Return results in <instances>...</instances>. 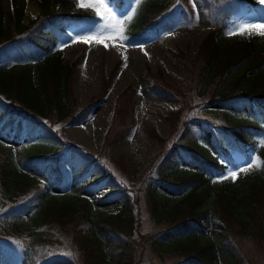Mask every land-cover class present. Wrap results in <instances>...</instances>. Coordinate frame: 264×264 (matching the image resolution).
I'll list each match as a JSON object with an SVG mask.
<instances>
[{
	"label": "trees",
	"instance_id": "trees-1",
	"mask_svg": "<svg viewBox=\"0 0 264 264\" xmlns=\"http://www.w3.org/2000/svg\"><path fill=\"white\" fill-rule=\"evenodd\" d=\"M108 1L119 11L128 2ZM173 1H147L132 21H125L130 25V39H142L159 31L162 24L168 25L172 16L169 20L160 16ZM222 2L219 5L214 4L216 0H203L214 26L199 40L194 56L181 50L172 51V55L179 65L192 70L195 67L201 75L207 72L208 80H217V89L208 93L207 102L221 104L216 111L226 117V133L247 152L264 132V45L253 38H216L219 31L237 22L255 4V0ZM212 4L217 7L214 15L210 13ZM76 5L74 0H37V15L25 21L19 6L0 1V255L12 243L8 248L16 249L19 264H140L150 242L153 248L160 246L165 252L183 255L178 264H243L231 243L233 230L228 226L238 224L236 234L248 230L262 244L264 230L259 224L264 214V179L255 176L240 197L232 184L224 183L212 192L209 177L223 174L228 165L225 162H234L233 154L222 148L225 162L210 154L190 133L188 120L179 123L180 109L169 111L167 116L169 129H175L171 132H179L178 140L173 148L162 151L148 171L154 174L155 183L141 177L131 185L125 184L108 167L102 152L94 153L64 133L63 125L86 119L106 95L114 71L101 76L99 94L76 107L71 66L55 46L70 27H86L99 20L90 7L70 15ZM236 66L243 69L234 74ZM146 75L151 79L148 91L152 95L181 98L184 106L190 99L186 92L167 89L148 70ZM133 93L128 86L117 96L105 145L129 134L126 103ZM242 108L247 114L241 121L232 122L228 114ZM148 133L163 141L151 128ZM12 134L19 141L25 139L16 146L22 152L20 160L15 146L5 141ZM258 151L264 165V150ZM193 155L200 159L194 172L174 174ZM101 189L103 192L95 195ZM178 190L183 193L164 211L158 195L169 198V192ZM141 192L159 220L177 222L160 236L162 240L153 239L141 227ZM112 200L118 201L117 209L106 216L94 215L93 211L101 208L98 202ZM209 200L213 215L224 229L217 242H203L194 232L193 225L205 216L204 205ZM67 246L78 250L80 260L60 255V249Z\"/></svg>",
	"mask_w": 264,
	"mask_h": 264
},
{
	"label": "rangeland",
	"instance_id": "rangeland-1",
	"mask_svg": "<svg viewBox=\"0 0 264 264\" xmlns=\"http://www.w3.org/2000/svg\"><path fill=\"white\" fill-rule=\"evenodd\" d=\"M0 1L7 6H19L25 21L35 17L38 13L37 0ZM146 1L149 0H143L137 5L136 0H131L123 13L117 12L109 3L108 6L112 9L117 20H123L124 16L130 14L133 8H136L137 12ZM84 3L86 5L94 4L96 0H84ZM217 3L222 5L223 2L216 0L214 4ZM210 11L214 15L217 12V7L212 4ZM76 13H79L77 8L72 11V14ZM170 15L172 18L168 25L162 24L157 33L143 41L128 42V39H121V36L128 38L127 33L130 25L124 23L120 26L122 32L118 30L113 33L111 29L104 27L109 23L105 19L98 20L95 24L80 31L71 28L66 36L59 38L55 47L62 51L65 61L71 66V91L76 107H82L90 101L93 95L99 94L101 76L108 75L114 68L106 95L98 101L86 119L77 123H66L63 125V131L70 139L86 149L94 153L102 152L108 167L114 172L117 179L125 184L131 185L141 177H145L146 182L152 179L155 183L154 174L148 171L155 162H158L162 151L173 148L174 142L178 140L179 132H171L175 129H169L167 116L169 111L174 112L180 109L179 123H182L183 119H187L190 133L210 154H214L220 162H225L222 148L233 154L234 162H225L228 165H226L223 174H215L209 177L208 184L212 188V192L219 185L232 184L238 190L237 197H240L245 194L246 184L255 176L264 179V165L258 155L259 149L264 150V132L258 137L256 146L250 147L247 152H243L224 129L227 125L226 117L224 118L220 112L216 111V109L221 108V104L207 102L208 97H210L208 93L217 89L215 87L217 80L214 79V81L216 80L214 83V81L208 80L207 72L201 75V72L197 71L195 67L193 70L190 67H183L173 58L172 51L176 50H181L193 57L199 40L213 27L203 0H185L184 4H181L179 0H174L167 5L160 18L165 17L166 20H169ZM257 23H264V6L259 4L258 0H256L253 8L251 7L250 10L243 13L237 23L230 24L219 31L216 38L222 37L228 40L253 38L256 41H262L264 45V37L251 30L243 35L239 34L240 26ZM234 31L237 34H229ZM93 34L100 35L93 40L81 41L77 39L73 42L74 37L92 36ZM139 45H143V48ZM125 65L127 66L125 67ZM242 69L243 66H236L233 67L232 72L237 74ZM147 70L167 89L173 87L189 94L190 99L186 105L184 106V101L178 97H156L149 93L148 88L151 79L146 75ZM128 86L134 90L130 101L126 103V120L131 125L129 134L118 141H112L105 145L103 140L108 133L109 124L114 115L117 96ZM228 109L231 110V108ZM121 113L118 111L119 115ZM246 114L244 108L235 109L228 114V117L232 122L241 121V116ZM150 128L155 134L162 136L163 141H158L148 135ZM182 128L184 125L181 126ZM15 137L12 134V136L6 137L5 141L15 146V151L20 160L22 152L16 146H19L25 139L19 141ZM253 162L255 166L249 168L247 173L238 172L235 182L231 179H221L229 171H238L240 167H247ZM198 163H200V159L193 155L183 165L185 167L176 170L174 174L191 175ZM167 187L164 186V188ZM102 192V189L98 190L95 195ZM182 193L183 190H178L175 193L169 192L168 194L171 196L169 198L158 195L160 197L159 206L165 211L167 206L173 200H178ZM140 195L141 227L153 239L162 240L160 236L166 233L168 227L176 225L177 222L159 220V217L149 207L148 199L144 193L141 192ZM97 206L101 208L95 209L94 215L106 216L110 211L117 209L118 201L98 202ZM245 207L249 208L248 205ZM212 208L211 201H207L204 205L205 216L199 223L193 225L196 236L203 242H217L224 234L223 224L213 215ZM239 211L245 213L243 209ZM259 225L264 230V214L261 215ZM228 227L231 231L233 230L231 243L240 254L242 263L264 264V241L262 244H258L253 236L248 233V230L236 234L238 228L236 223L232 222ZM60 252L62 253L61 256L72 255V258L77 257V260H80L79 252L74 247L61 248ZM0 259V264H19L20 260L16 251L10 252L8 249L4 250ZM181 259H184L183 255L173 251L165 252L160 246L153 248L149 242L140 258V264H178ZM220 263H223L221 257Z\"/></svg>",
	"mask_w": 264,
	"mask_h": 264
},
{
	"label": "snow or ice",
	"instance_id": "snow-or-ice-1",
	"mask_svg": "<svg viewBox=\"0 0 264 264\" xmlns=\"http://www.w3.org/2000/svg\"><path fill=\"white\" fill-rule=\"evenodd\" d=\"M74 2L77 4V7H80V8L90 7V8H92L93 10L96 11L97 16H100L101 19H105V20L109 21V23L104 25V27L111 29L113 33L117 32L118 30L120 32H122V28L120 26H122L125 23V21L130 22L133 19V16L137 10L136 8H133L131 13L127 14L125 16L124 20H117L114 16L113 12H112V9L108 6L107 0H96V3L88 4V5H86L84 3V0H74ZM142 2H143V0H136L137 5H139ZM258 3L261 4L262 6H264V0H258ZM113 21H114V23H113ZM249 30H251L252 32H255L257 35L264 37V23L242 25V26H240L239 34L243 35L245 32H248ZM229 34L235 35V34H237V32L234 31V32L229 33ZM98 35H100V34H93L92 36L74 37L73 42H75L77 39H79L81 41L93 40ZM121 39L126 40L127 37L121 36ZM139 47L143 48V45H139ZM126 66L127 65H125V67ZM254 166H255V164L253 162V163L249 164L247 167H240L238 169V171L237 170H231L227 173V175L222 176L221 179L222 180L231 179L233 182H235L237 179V176H238V172L239 173H247L249 168L254 167Z\"/></svg>",
	"mask_w": 264,
	"mask_h": 264
}]
</instances>
